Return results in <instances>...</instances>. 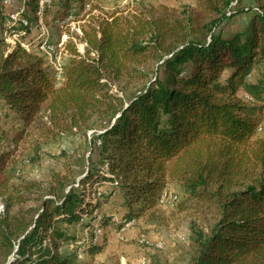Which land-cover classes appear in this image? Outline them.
<instances>
[{"label": "trees", "instance_id": "obj_1", "mask_svg": "<svg viewBox=\"0 0 264 264\" xmlns=\"http://www.w3.org/2000/svg\"><path fill=\"white\" fill-rule=\"evenodd\" d=\"M1 1L0 117L21 121L12 138L16 148L29 138L95 131L82 188L61 174L48 188L35 179L13 180L14 149L0 147V264H76V253L62 250L72 237L59 223H78L99 208L85 199L93 178L110 184L100 199L115 195L129 209L117 223L103 216L102 226L123 228L156 206L174 179L213 211L188 264H264V138L257 136L264 111V0H253L247 27L229 36L216 28L242 0H199L196 10L179 17L150 15L143 7L101 17L91 14V4L78 36L85 52L67 43L60 86L43 56L19 41L9 49L4 33H29L34 20L26 10L28 23L6 24ZM73 1L83 11L84 0H58L55 19L67 17ZM26 3L37 12L36 0ZM122 83L135 91L120 94L114 86ZM31 201L40 204L23 208ZM101 250L95 244L88 253Z\"/></svg>", "mask_w": 264, "mask_h": 264}, {"label": "rangeland", "instance_id": "obj_2", "mask_svg": "<svg viewBox=\"0 0 264 264\" xmlns=\"http://www.w3.org/2000/svg\"><path fill=\"white\" fill-rule=\"evenodd\" d=\"M26 1H1L4 4L1 16L6 24L12 26L20 22L28 23L27 16L22 14L26 10L29 12L27 15L34 20L29 33L25 30L21 31V35L9 30L3 36L9 43L10 50L19 41L27 50L43 56L54 76L56 86H60L64 81L65 67L70 58L67 43L73 41L80 52H85L86 43L80 41L78 36L82 34L81 26L88 17L86 14L91 4L96 6L91 14L101 17L113 11L118 13L123 11L127 14L140 7L147 9L150 15L167 13L179 17L186 11L196 10L199 0H84V9L79 13L80 3L73 1L64 19H55L54 13L58 9L55 2L58 0L54 2L36 0L38 10L35 13ZM252 3L253 0H242L241 5L231 8L230 12H237L235 14L228 12L216 31L229 36L245 29L251 16L247 8H250ZM72 11L74 15L70 14ZM34 16L37 17V22ZM210 19L208 17L206 21ZM2 27L3 25H0V30ZM114 89H120V94H124V90L127 93L135 91L132 87L124 89L123 83L114 86ZM20 123L16 115L0 117V147L14 149L16 164L11 168L13 180L17 181L22 177L35 179L43 182V186L48 188L52 178L56 174H61L70 176L69 180L74 178L75 187L82 188L79 184L89 171L88 155L95 128H89L85 136L77 134L54 139L39 138L36 140L39 144L29 138L19 143L16 148L12 138L18 132ZM258 123L257 136L264 138V111L263 115H259ZM104 170L109 175L107 166H104ZM95 180L96 178H93L85 185V199L86 202L91 201L93 204L100 202L99 208L88 207V210L92 209L91 213L84 212L78 223H59V226L72 237L62 250L68 253L75 252L76 264L189 263L198 231H207L213 222L211 209H207L202 202L190 198L180 182L168 179L160 202L118 229L114 222H120L123 216L128 214L129 209L124 205L123 199L115 195L109 199H100L98 192L107 193L110 184L98 185ZM39 204L40 202L31 201L23 208ZM108 215L113 217L114 222L102 226L103 216ZM95 244L102 246V250L91 255L88 248Z\"/></svg>", "mask_w": 264, "mask_h": 264}, {"label": "bare ground", "instance_id": "obj_3", "mask_svg": "<svg viewBox=\"0 0 264 264\" xmlns=\"http://www.w3.org/2000/svg\"><path fill=\"white\" fill-rule=\"evenodd\" d=\"M45 45V44H44ZM54 47V46H53ZM42 48V47H41ZM97 232V231H96Z\"/></svg>", "mask_w": 264, "mask_h": 264}]
</instances>
